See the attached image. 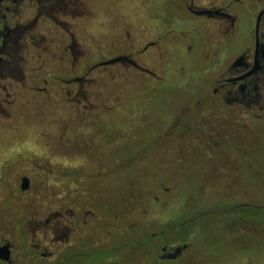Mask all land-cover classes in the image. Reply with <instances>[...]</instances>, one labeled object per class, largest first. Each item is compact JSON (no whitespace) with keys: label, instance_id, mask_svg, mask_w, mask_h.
I'll return each instance as SVG.
<instances>
[{"label":"rangeland","instance_id":"obj_1","mask_svg":"<svg viewBox=\"0 0 264 264\" xmlns=\"http://www.w3.org/2000/svg\"><path fill=\"white\" fill-rule=\"evenodd\" d=\"M94 1L99 13L95 8L92 12L98 19L88 21L87 34L95 42L85 38L83 44L92 50L89 66L100 60L104 46L118 34L112 23H130L135 45L142 47L147 0ZM131 6L137 9L130 11ZM148 52L154 55L153 49ZM23 57L24 76L35 74L38 87L51 89L53 76L64 75L52 73L56 61L48 55L25 53ZM63 59L70 67L72 57ZM143 60L147 63V58ZM29 67L37 68L36 73H29ZM129 73L121 79L90 73L89 100L117 105L109 111L89 112L93 116L86 121L65 125L60 114L75 111L39 92L24 93L23 101L4 106L6 112L0 113V239L14 245L18 263L40 258L32 249L36 240L48 247L53 239L48 233L53 221L47 227L45 219L63 209L64 203L68 204L64 209L71 207L61 198L82 183V193L72 198L89 205L96 218L90 223L88 217L87 225L71 236L62 264H264V122L251 127L241 154L208 157L197 146L180 153L175 138L169 142L160 140V135L182 106L197 97L199 85L147 89L151 85H140L136 75ZM195 114L177 117L185 123ZM99 165L107 173L95 170ZM86 172L88 176L105 174L80 175ZM24 176L30 178L31 186L22 193L19 184ZM193 195L198 199L185 210L184 197ZM240 197L243 204L257 208L243 207L232 215L223 212L239 204ZM241 213L243 218H234ZM183 238L187 249L176 261H158L162 246H179ZM92 246L110 250L95 253ZM69 252L84 256L64 261Z\"/></svg>","mask_w":264,"mask_h":264},{"label":"flooded vegetation","instance_id":"obj_2","mask_svg":"<svg viewBox=\"0 0 264 264\" xmlns=\"http://www.w3.org/2000/svg\"><path fill=\"white\" fill-rule=\"evenodd\" d=\"M153 5L155 8H151ZM148 7L142 47H136L130 23H112L118 34L104 46V52L99 54L100 60L89 66L87 60L92 56V50L84 48L83 44L85 38L94 41L92 35L87 34L88 21L98 19L92 12L95 8L97 15L99 13L94 0H0V113L6 112L4 106L11 108L23 101L24 93L34 95L39 92L47 94L49 100L57 105L75 111L73 114H60L65 125L73 120L86 121L93 116L89 112L95 109L109 111L117 105L115 101L109 107L104 101L92 103L89 100L90 73L99 71L111 75V79H121L122 74L132 72L136 75L135 82L151 85L147 89L155 85L181 88L199 85L197 97L185 103L177 116L182 119L185 112L196 111L197 114L185 123L176 116L170 126L164 127L160 140L170 142L175 138L176 151L180 153L192 146L202 148L208 157L243 153L241 144L250 136L251 127L264 122V0H147ZM128 8L130 11L137 9L133 6ZM152 49L154 55L149 56L148 51ZM25 53L53 58L56 65L52 73L64 74L63 77L53 76L54 87L51 89L38 87L39 78L35 74L29 78L24 76L22 64ZM69 57L73 60L67 67L63 58ZM116 58L120 61L104 64ZM143 58H147V63ZM29 68V73H36L37 68ZM97 101L98 96L95 97ZM95 170L108 171L100 165ZM105 173L80 175L99 177ZM22 178L19 191L28 192L30 178H27L28 190L21 191ZM81 186L82 183H78L71 195L65 193L61 198L71 207L64 209L68 205L64 203L63 209L54 210L45 219L46 226L53 221L48 232L52 233L53 239L49 240L48 247L36 240L32 249L40 258L31 257L32 261L24 264H45L46 260L50 264L57 263L58 259H63L65 248L70 246L71 236L81 225H87L88 217L93 223L96 215L92 208L72 198L73 194L82 193ZM187 196L182 204L185 210L191 209L198 199L197 195L192 199ZM241 200L242 197L239 204L223 212L243 207L257 208L243 204ZM243 217L241 213L234 218ZM46 234H42L43 239ZM32 237L35 239L36 234ZM0 246H9L10 250L9 261L0 260V264H21L17 262L18 253L12 243L1 238ZM171 248L167 244L162 246L158 261H176L187 249L175 260L161 258ZM109 250L92 246L95 253ZM77 256L84 255L69 252L64 261Z\"/></svg>","mask_w":264,"mask_h":264},{"label":"water","instance_id":"obj_3","mask_svg":"<svg viewBox=\"0 0 264 264\" xmlns=\"http://www.w3.org/2000/svg\"><path fill=\"white\" fill-rule=\"evenodd\" d=\"M118 61H120V58H116L104 64H112ZM28 188H29V180L27 178H22L21 185H20L21 191H26L28 190ZM186 247L187 245L175 246L171 248V250L168 253H166L164 257H161V258L166 259V260H175L182 254V251L185 250ZM164 251H165V248L162 249V252ZM9 259H10L9 246H0V260L9 261Z\"/></svg>","mask_w":264,"mask_h":264},{"label":"trees","instance_id":"obj_4","mask_svg":"<svg viewBox=\"0 0 264 264\" xmlns=\"http://www.w3.org/2000/svg\"><path fill=\"white\" fill-rule=\"evenodd\" d=\"M228 213H229V212H228ZM231 215H232V212H231ZM226 216H227V217H231L230 214H227ZM185 224H186V223H184V224L181 225V226H184ZM184 238H185V237H184ZM184 238H183V240H179L178 242H179V243L186 242V241H184ZM183 244H184V243H183Z\"/></svg>","mask_w":264,"mask_h":264}]
</instances>
